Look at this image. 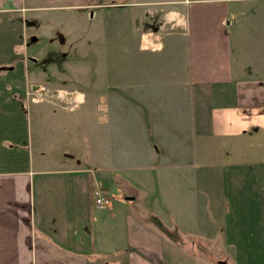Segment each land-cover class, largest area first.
Segmentation results:
<instances>
[{
    "label": "crops",
    "instance_id": "0c3cea01",
    "mask_svg": "<svg viewBox=\"0 0 264 264\" xmlns=\"http://www.w3.org/2000/svg\"><path fill=\"white\" fill-rule=\"evenodd\" d=\"M173 1L176 3L167 16L180 27L175 34L180 41L167 48L169 77L159 82L181 87L186 90V102L192 98L194 103L193 125L179 124L175 140H187L192 145V137L196 143L204 139L210 148L220 147L227 160L220 164L225 179L220 202L229 208L227 224L219 225L208 210L201 220L196 219L194 227L195 220L188 223L180 217L179 221L171 204L165 200L161 203L163 195L156 175L171 162L161 166L157 159L152 164L148 158L141 165H131L113 160L109 165L99 164L101 170L92 157L87 156L88 162H84L83 155L66 144L57 153H45L40 146L41 152L34 158L30 121L33 97L24 92L29 82L32 85V73L25 62L15 63L17 54L3 59L10 51L7 42L3 49L0 47V264H162L169 261V248L174 244L162 242L163 231L153 222L157 220L170 232L166 211L175 217L179 229L220 232L226 245L235 246L231 259L236 264H264V0ZM29 5L26 0H0V17ZM145 37L143 33L141 49L146 46ZM195 85L200 86V93H195ZM68 93L70 101L83 99L79 89ZM153 99L155 95L150 104ZM139 101L147 109V102ZM197 109L202 116L198 134ZM61 115L58 126L66 133L64 127L72 124L71 117L67 111ZM145 152L150 155L149 145ZM157 153L158 148L155 154L159 158ZM189 160L174 163L176 173L179 169L181 176L199 178L194 175L195 167L200 166L208 177L217 174L216 167L212 169L216 162H207L204 167L197 154ZM125 172L134 175L128 179L149 193L152 212L126 211L143 192H109L112 174L124 176ZM93 185H100L106 194L104 204L90 200ZM200 186L194 180L189 188L193 197L202 195ZM217 193L220 196L219 190L214 195ZM245 199L251 201L250 207L245 206ZM153 201L158 204L156 208ZM257 202L263 209L256 217L249 208L251 204L257 207ZM200 234L206 237V233ZM221 259L228 264L224 257Z\"/></svg>",
    "mask_w": 264,
    "mask_h": 264
},
{
    "label": "rangeland",
    "instance_id": "374dc122",
    "mask_svg": "<svg viewBox=\"0 0 264 264\" xmlns=\"http://www.w3.org/2000/svg\"><path fill=\"white\" fill-rule=\"evenodd\" d=\"M26 1L31 5L0 17V47L3 49L8 42L10 51L1 55L3 59L10 60L18 55L15 63L25 62L27 70L30 69L32 73L29 76L32 85L29 82L24 92L33 97L30 121L34 158L40 154V146L45 153H57L66 144L78 151L77 154L83 155L84 162H88L87 156L92 157L97 169L101 170V163L107 162L109 165L113 160L129 162L131 165H141L148 158L152 164L157 159L161 166L166 161L171 162L164 169L160 168L156 175L163 195V200L159 199L161 203L164 200L169 202L179 221L180 217H184L188 223L195 220L194 227L196 219L201 220L208 210H212L219 225L224 222V227L229 219V208L220 202V191L225 180L224 172L220 173V164L227 160L223 158L220 147L212 145L210 148L204 139L196 143L192 137V145L187 140H175L178 137L175 129L179 124L185 122L188 126L193 125L194 103L192 98L189 102L183 98L186 90L176 88L177 85H168L166 81V86L159 82L169 77L167 63L170 55L167 48L173 42L180 41V37L175 36L179 34L180 27L167 16L176 2ZM5 33L10 36L6 37ZM143 33H146V46L141 49ZM199 88L197 85L193 87L195 93L201 92ZM71 89H79L83 99L70 101L68 90ZM154 95L155 99L150 104L149 99ZM139 100L147 102V109ZM153 107L155 113L151 116ZM64 111L68 112L72 123L68 128L64 127L66 133H62L63 127L58 126ZM196 114L198 134L202 127L199 109ZM186 137L189 138L190 134ZM147 145L150 155L145 152L144 159L142 151H147ZM156 148L159 158L155 154ZM192 154H197L200 165L204 167L208 166L207 162H216L212 169L216 167L217 174L208 177L200 166L195 167L198 169L194 175L199 178L193 179L190 174L181 176L179 169L176 173L174 163L178 165L182 159L190 162ZM142 171V168L137 169L138 173ZM124 174L126 177L112 174L109 192L121 195L130 194V191L136 194L143 192L136 202L127 205L126 211L136 213L149 209L152 212L149 193L140 190L138 184L131 180L134 175L128 172ZM128 175L132 177L128 179ZM152 178L154 176L151 175ZM194 180L201 185L200 197H193L189 192ZM215 190H219L220 196L218 193L214 195ZM244 201L245 206L247 204L250 207L251 201ZM259 204L257 202V207L251 204L249 208L256 217L262 215L263 207H259ZM157 206L155 204V208ZM167 212L166 225L170 224L172 230L165 231L167 237L163 230L160 235L162 242L174 245L169 248L172 251L169 261L162 264H217L216 261L221 257L228 264H236L231 259L235 246L226 245L220 232L211 233L206 228L200 229L206 233V237L211 236L207 239L197 229H179L175 217L167 215ZM223 213L226 214L225 221H222ZM153 223L165 227L157 220Z\"/></svg>",
    "mask_w": 264,
    "mask_h": 264
},
{
    "label": "built area",
    "instance_id": "2783aa9c",
    "mask_svg": "<svg viewBox=\"0 0 264 264\" xmlns=\"http://www.w3.org/2000/svg\"><path fill=\"white\" fill-rule=\"evenodd\" d=\"M92 195L94 201L101 202V204H104L107 200V196L105 193H103L102 189L100 188V185L92 186Z\"/></svg>",
    "mask_w": 264,
    "mask_h": 264
},
{
    "label": "trees",
    "instance_id": "16d2710c",
    "mask_svg": "<svg viewBox=\"0 0 264 264\" xmlns=\"http://www.w3.org/2000/svg\"><path fill=\"white\" fill-rule=\"evenodd\" d=\"M90 191H91V181H90ZM91 193V192H90ZM90 195V194H89ZM92 195V194H91ZM93 196V195H92ZM90 197V200L92 201L93 200V197ZM92 198V199H91ZM161 228V230H163L164 232L166 231L165 229H163L162 227H160Z\"/></svg>",
    "mask_w": 264,
    "mask_h": 264
},
{
    "label": "water",
    "instance_id": "95a60500",
    "mask_svg": "<svg viewBox=\"0 0 264 264\" xmlns=\"http://www.w3.org/2000/svg\"><path fill=\"white\" fill-rule=\"evenodd\" d=\"M217 264H226V263L223 259H221V260H217Z\"/></svg>",
    "mask_w": 264,
    "mask_h": 264
}]
</instances>
